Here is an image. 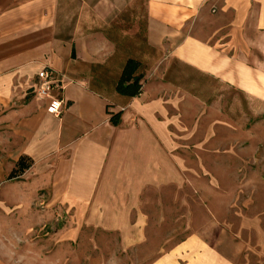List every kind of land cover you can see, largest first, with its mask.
Wrapping results in <instances>:
<instances>
[{"label": "crops", "instance_id": "1", "mask_svg": "<svg viewBox=\"0 0 264 264\" xmlns=\"http://www.w3.org/2000/svg\"><path fill=\"white\" fill-rule=\"evenodd\" d=\"M129 57L145 73L136 96L115 90ZM44 67L64 75L59 116L35 95ZM204 74L264 99V0H0V242L26 249L50 223L56 244L86 231L145 243L161 196L172 211L186 180L179 122ZM21 156L30 165L9 178Z\"/></svg>", "mask_w": 264, "mask_h": 264}, {"label": "rangeland", "instance_id": "2", "mask_svg": "<svg viewBox=\"0 0 264 264\" xmlns=\"http://www.w3.org/2000/svg\"><path fill=\"white\" fill-rule=\"evenodd\" d=\"M202 78L201 94L186 89V119L179 122L185 128L186 151L180 155L186 159V180L181 192L172 194V211L161 196L166 209L149 221L145 243L131 247L132 234L86 231L71 243L60 233L56 244L47 223L28 234L26 249L9 250L0 242V263L13 264L21 251L27 264H229L228 256L232 264H264V99L219 78ZM194 95L197 100L190 103ZM65 222L59 216L54 223ZM122 241L128 247H121Z\"/></svg>", "mask_w": 264, "mask_h": 264}, {"label": "trees", "instance_id": "3", "mask_svg": "<svg viewBox=\"0 0 264 264\" xmlns=\"http://www.w3.org/2000/svg\"><path fill=\"white\" fill-rule=\"evenodd\" d=\"M145 73L142 62L136 58L129 57L125 60L119 78L115 84V90L119 94L127 96H136L142 91ZM110 120L117 124L119 113H111ZM31 160L26 156H21L14 164L9 173V178L20 175L28 166Z\"/></svg>", "mask_w": 264, "mask_h": 264}, {"label": "built area", "instance_id": "4", "mask_svg": "<svg viewBox=\"0 0 264 264\" xmlns=\"http://www.w3.org/2000/svg\"><path fill=\"white\" fill-rule=\"evenodd\" d=\"M64 75L44 67L37 74L35 95L47 100V112L59 116L62 108V99L52 94L55 85L62 84Z\"/></svg>", "mask_w": 264, "mask_h": 264}]
</instances>
